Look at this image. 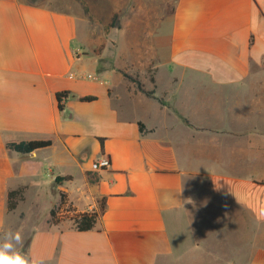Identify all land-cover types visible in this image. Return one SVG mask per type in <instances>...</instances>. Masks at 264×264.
<instances>
[{
  "label": "crops",
  "instance_id": "obj_1",
  "mask_svg": "<svg viewBox=\"0 0 264 264\" xmlns=\"http://www.w3.org/2000/svg\"><path fill=\"white\" fill-rule=\"evenodd\" d=\"M100 1L76 5L97 21ZM136 5V65L152 66L153 82L126 72L132 63L99 62L69 3L0 0V233L11 218L21 232L22 207L48 196L50 210L62 191L74 212L104 209L87 231L49 211L29 224L17 248L44 264H264V0ZM144 21L155 35L166 25L164 43L146 44ZM23 141L50 144L6 148Z\"/></svg>",
  "mask_w": 264,
  "mask_h": 264
},
{
  "label": "rangeland",
  "instance_id": "obj_2",
  "mask_svg": "<svg viewBox=\"0 0 264 264\" xmlns=\"http://www.w3.org/2000/svg\"><path fill=\"white\" fill-rule=\"evenodd\" d=\"M59 1L67 2L71 6L77 8L78 12L86 17V21L89 20L88 26L90 33L88 34V42H91L89 47L91 46L92 48L89 51L102 56V60L100 59L99 62L105 61L109 64L125 61L127 64L132 63L131 70L128 69L130 68V66H128V68L125 69L126 72L132 73V75L137 76L139 79H141L142 76L146 79L152 77V66L144 75L141 67L136 65V62L140 63L144 61V59L138 57V54L136 53L139 40L136 37L138 27L136 0H101L100 2H97L93 5L92 10L97 16V21L93 18V15L89 14L88 8L85 9L83 5H79L80 7L78 4L76 5L77 0ZM111 10H113L112 15L110 14ZM113 15L115 16L112 19ZM140 25L141 27H145V29L151 27L148 30V35L145 36V42L147 45H152V42L154 44H156V42L164 43L166 25H164L161 32L156 33V35L153 33L155 27L152 22L144 21L143 23H140ZM46 179L50 181V178L46 177ZM52 200L53 198L46 196L36 207L27 206L26 204L22 207V212L24 214L19 216L20 222H22L24 226L23 230L20 232L21 237H25L29 224L34 222H45L46 217L48 216V208L50 204H52ZM66 217V214H62L61 216L55 214V219L60 220ZM10 222L11 227L6 231H12V218ZM5 232L0 233V238L3 237ZM12 232L16 231L13 230ZM24 247L25 245L21 247V252L24 251Z\"/></svg>",
  "mask_w": 264,
  "mask_h": 264
},
{
  "label": "trees",
  "instance_id": "obj_3",
  "mask_svg": "<svg viewBox=\"0 0 264 264\" xmlns=\"http://www.w3.org/2000/svg\"><path fill=\"white\" fill-rule=\"evenodd\" d=\"M114 16L115 15L112 16V19L114 18ZM120 72L128 81L133 82L136 85V88L138 89V91H140L147 97L153 96V91L144 90L142 87V84L137 79V77H132L123 71H120ZM150 81L153 82L152 77H150ZM68 95L69 93L67 91H62L56 94L58 109L62 110L63 106L61 104V101L64 98H66ZM79 100L84 101V102H91L95 100V97L94 96H83V97H79ZM139 129L140 131H143V126L141 124H139ZM49 144H50V141H23L19 143H6V148L12 151L18 152V153L25 154V153H30L37 148L46 147ZM100 144H101V149H102V139H100ZM66 179L67 177L56 178L54 180V183L58 185L60 184L62 180H66ZM22 192H23V188L21 187L8 192L7 203H6V208L8 212L12 211L16 207V204L18 201H21L24 199ZM58 196H59L58 204L49 210L50 222L52 223H56L57 221H59V219H55V214L57 210L60 208H64L65 211L73 212V217L71 218L73 220L75 228L78 231H87L94 227L96 220L103 213L104 199H101L98 201V205H99L98 210L92 209L90 211L74 212L71 206L67 205L66 196L62 191H58Z\"/></svg>",
  "mask_w": 264,
  "mask_h": 264
},
{
  "label": "clouds",
  "instance_id": "obj_4",
  "mask_svg": "<svg viewBox=\"0 0 264 264\" xmlns=\"http://www.w3.org/2000/svg\"><path fill=\"white\" fill-rule=\"evenodd\" d=\"M21 244L19 231H6L0 238V264H44L42 259L34 256L29 258L18 250L17 245Z\"/></svg>",
  "mask_w": 264,
  "mask_h": 264
},
{
  "label": "built area",
  "instance_id": "obj_5",
  "mask_svg": "<svg viewBox=\"0 0 264 264\" xmlns=\"http://www.w3.org/2000/svg\"><path fill=\"white\" fill-rule=\"evenodd\" d=\"M108 165H109V161L105 157H102L98 161L92 163V168L94 170L95 169H102L104 167H107ZM62 214H68V215L70 214V216L73 217V213L71 211L70 212L65 211L64 208L58 209L56 212V215L61 216Z\"/></svg>",
  "mask_w": 264,
  "mask_h": 264
}]
</instances>
